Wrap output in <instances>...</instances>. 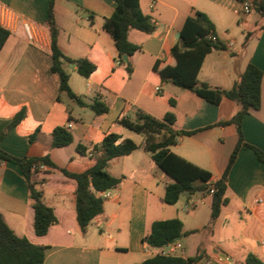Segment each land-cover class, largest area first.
<instances>
[{
    "label": "crops",
    "instance_id": "1",
    "mask_svg": "<svg viewBox=\"0 0 264 264\" xmlns=\"http://www.w3.org/2000/svg\"><path fill=\"white\" fill-rule=\"evenodd\" d=\"M0 2L29 21L35 35L30 39L19 25L16 32H10L0 52V135L19 112L25 113L18 125L5 132L1 148L16 157L49 156L58 167L81 172L93 164L89 152L100 147L108 134L118 135L117 143L130 139L138 146L132 153L110 161L108 172L121 182L112 189V196L104 199L103 214L90 223L86 233L76 219L72 193L75 181L42 165L38 168L39 178L46 183L40 190L58 222L46 235L36 236L27 179L18 164L0 160V214L19 237L47 247L44 264L141 263L168 249L147 250L143 239L152 224L174 218L183 222L184 231H196L178 240L182 245L180 256L201 253L199 263L211 260L213 264H246L247 255L254 254L264 261V163L251 148H240L228 173L227 203L208 227L211 195H183L176 204L165 203V190L172 178L145 149L147 142L158 141L160 136L139 134L121 123L123 118H133L138 109L158 119L174 113L176 130L196 132L182 137L170 151L209 171L213 182L222 177L238 134L234 124H216L232 119L239 105L228 98L219 105L211 103L193 91L164 81L154 69L157 61L169 59L186 19L200 11L213 22L217 39L225 46L206 56L198 77L201 83L228 90L249 63L263 72L261 106L243 117L242 131L246 143L264 152V17L253 9L249 14L236 13L244 3L240 0H140L155 30L151 34L129 32V41L139 46L128 56L134 67L129 76L126 63L117 61L112 37L104 30L105 20L116 8L115 1L55 0L60 49L71 59L87 58L96 66L89 78L81 76L75 65L64 66L77 96L87 103L98 97L108 105L106 114L96 115L60 93L59 76L48 74L52 60L45 22L50 0ZM59 126L70 128L74 141L54 148L52 132ZM35 133L37 138L31 142ZM78 146L86 148L85 154L77 151ZM191 200L195 206L189 209ZM206 200L210 212L202 207ZM208 230L217 234V240L209 252L201 251L203 242L198 237Z\"/></svg>",
    "mask_w": 264,
    "mask_h": 264
},
{
    "label": "trees",
    "instance_id": "2",
    "mask_svg": "<svg viewBox=\"0 0 264 264\" xmlns=\"http://www.w3.org/2000/svg\"><path fill=\"white\" fill-rule=\"evenodd\" d=\"M114 1L116 8L112 16L105 20L104 30L110 34L115 43L117 61L126 63L127 73L131 76L134 71L133 64L130 60L125 61L124 56L131 57L139 50V46L129 41V32L138 30L145 34H151L155 30V25L151 18L142 11L140 0ZM240 1L246 2L248 0ZM251 1L252 9L264 17V0ZM54 3L55 0H50L48 17L45 22L50 39L52 60L48 74L59 76V91L64 93L69 100L79 106L90 108L96 115L106 114L109 107L104 100L95 97L91 103H87L71 89L70 75L65 70V65H75L77 72L85 78L90 77L96 66L87 58L74 60L62 52L58 43L59 28L55 21ZM10 35L8 30L0 27V52ZM214 35L217 34L213 22L205 13L196 11L194 16L186 19L180 32L179 42L172 48L169 59L157 61L154 69L164 81L172 82L181 89L193 91L211 103L219 105L224 98H228L239 105V110L232 119L216 124L221 126L234 124L238 134V143L219 180L213 182L209 171L170 151V147L177 144L182 137L190 136L196 132L176 130L174 113L168 112L162 119H158L138 109L133 118L121 119L124 126L139 134L146 136L158 134L160 136L158 141L147 142L145 149L152 154L157 165L172 178V182L167 185L165 190V203L176 204L183 195L199 193L211 195V218L208 227L215 223L222 207L227 203L225 195L228 173L240 148L242 146L251 148L257 158L264 163V152L246 143L242 131L243 117L249 114L251 110H258L261 106L263 72L253 63H249L233 87L228 90L201 83L198 77L206 56L215 49L225 48L218 39L216 41L212 39ZM171 105H174L173 101H171ZM24 117L23 111L14 117L0 135V142L5 132L18 125ZM36 138V133L31 135V142H34ZM118 140L119 136L116 134L106 135L100 147L95 148L91 157L93 164L81 172H68L60 168L50 160L49 156L43 158L16 157L5 152L0 146V160L18 164L27 179L30 207L34 217L33 229L36 236L46 235L49 229L58 222L54 209L44 202L40 188L45 186L46 180L39 178L38 168L42 165L49 166L58 170L65 178L75 181L76 185L72 189V193L75 195L76 219L81 231L86 233L90 223L104 212L105 200L98 195V192L114 189L121 182V178H116L108 172L110 161L126 156L138 148L136 143L130 139H124L117 143ZM73 141L74 135L66 126H59L52 132V147L54 148L68 146ZM77 151L85 154L86 148L78 146ZM194 232L196 231H184V224L178 218L158 220L152 224L151 231L144 237L143 241L150 248L162 250L169 244L180 240L184 235ZM46 250V246L35 244L26 237H19L0 214V264H44ZM201 259V253H197L193 257L157 253L137 264H198ZM245 262L246 264H264V261L254 254H248Z\"/></svg>",
    "mask_w": 264,
    "mask_h": 264
},
{
    "label": "built area",
    "instance_id": "3",
    "mask_svg": "<svg viewBox=\"0 0 264 264\" xmlns=\"http://www.w3.org/2000/svg\"><path fill=\"white\" fill-rule=\"evenodd\" d=\"M252 10V3L251 2H244L242 4V8L240 10H236V13H243V14H249ZM19 25H21L22 29L26 33L27 37L30 39L34 38V28L32 24L24 19L17 11L12 9L10 6L3 4L0 2V27L4 28L5 30H8L9 32H16ZM213 40H217V36H212ZM229 46L232 45V42H229ZM158 91L159 88H156ZM72 124H69V127H71ZM94 150H91L89 152V156H92L94 154ZM44 166H41V168ZM112 189H109L104 192H98V195L102 197L103 199H109L112 196ZM195 206V201L191 200L187 207L190 209ZM264 245V243H263ZM264 247V246H263ZM147 250H149V246H146ZM182 245L179 241H176L172 244L168 245V249L161 251L159 253L166 254V255H180L182 254ZM150 251V250H149ZM181 252V253H179ZM157 254V253H156ZM155 254V255H156ZM198 264H213L211 260H207L205 262H201Z\"/></svg>",
    "mask_w": 264,
    "mask_h": 264
},
{
    "label": "rangeland",
    "instance_id": "4",
    "mask_svg": "<svg viewBox=\"0 0 264 264\" xmlns=\"http://www.w3.org/2000/svg\"><path fill=\"white\" fill-rule=\"evenodd\" d=\"M202 207L206 209V212H210V204H209L208 200L205 201V203H204V205H202ZM203 214L204 213L202 211L201 218H203ZM198 240L203 242V246H202L201 251H203V249H205V251L209 252L213 246L214 241L217 240V234H215V235L211 234L210 230H208V231H206V233H202L200 235V237H198Z\"/></svg>",
    "mask_w": 264,
    "mask_h": 264
},
{
    "label": "water",
    "instance_id": "5",
    "mask_svg": "<svg viewBox=\"0 0 264 264\" xmlns=\"http://www.w3.org/2000/svg\"><path fill=\"white\" fill-rule=\"evenodd\" d=\"M124 60H125V61L128 60V56H127V55L124 56Z\"/></svg>",
    "mask_w": 264,
    "mask_h": 264
}]
</instances>
